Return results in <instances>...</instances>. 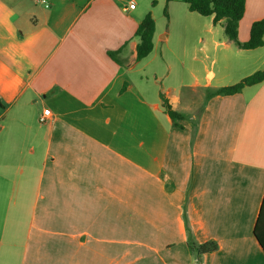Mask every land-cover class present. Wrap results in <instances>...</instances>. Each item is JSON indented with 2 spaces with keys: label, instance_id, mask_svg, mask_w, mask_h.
<instances>
[{
  "label": "crops",
  "instance_id": "crops-1",
  "mask_svg": "<svg viewBox=\"0 0 264 264\" xmlns=\"http://www.w3.org/2000/svg\"><path fill=\"white\" fill-rule=\"evenodd\" d=\"M263 69L181 0H0V264H264V80L207 96Z\"/></svg>",
  "mask_w": 264,
  "mask_h": 264
},
{
  "label": "trees",
  "instance_id": "trees-1",
  "mask_svg": "<svg viewBox=\"0 0 264 264\" xmlns=\"http://www.w3.org/2000/svg\"><path fill=\"white\" fill-rule=\"evenodd\" d=\"M181 2L185 3L191 12H195L203 17H212L213 24L221 25L225 38L232 42L238 49L254 50L264 45V18L252 23L249 31V38L246 42H240L238 40V23L244 15L246 0H181ZM154 30V20L151 14L148 13L135 31V36L139 39L136 46V61L145 58L152 51ZM108 55L114 61L118 62L115 54L109 53ZM263 80L264 69L245 77L234 85L216 90H209L207 96L233 95L240 92L244 87L258 84ZM160 97L166 113L172 119L174 125L177 126L176 121L180 120L182 117L171 110L166 100L163 98V95ZM0 107L3 108V105L0 104ZM186 230L188 233V249L196 256L198 261L204 254L212 253L217 250V244L212 241L199 245L195 244L192 241L187 224ZM254 237L264 251V196L254 227Z\"/></svg>",
  "mask_w": 264,
  "mask_h": 264
},
{
  "label": "built area",
  "instance_id": "built-area-1",
  "mask_svg": "<svg viewBox=\"0 0 264 264\" xmlns=\"http://www.w3.org/2000/svg\"><path fill=\"white\" fill-rule=\"evenodd\" d=\"M134 7H135L134 2H131L128 6L129 9H134ZM49 115H50V110L48 109L43 110L42 114L39 116V122L45 123Z\"/></svg>",
  "mask_w": 264,
  "mask_h": 264
}]
</instances>
